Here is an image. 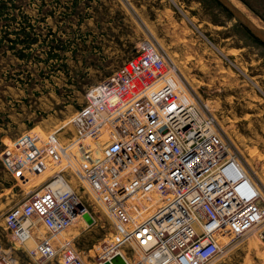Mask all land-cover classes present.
Listing matches in <instances>:
<instances>
[{"label":"rangeland","instance_id":"1","mask_svg":"<svg viewBox=\"0 0 264 264\" xmlns=\"http://www.w3.org/2000/svg\"><path fill=\"white\" fill-rule=\"evenodd\" d=\"M74 2L14 0L0 16V238L19 264L36 263L26 252L31 242H19L6 229V212L56 171L65 173L83 193L74 171L90 170L102 159L106 145L131 132L106 125L78 140L71 117L86 104L88 88L120 69L145 40L164 50L169 76L187 91L186 99L201 97L209 103L221 132L232 140L264 191V45L219 0ZM254 4L263 17L242 8L264 28V0ZM22 26L34 38L31 47L10 40ZM22 49L30 53L28 61L19 57ZM50 51L60 55L48 58ZM152 189H139L126 200L128 208L143 211L149 204L139 200L155 198ZM85 198L96 222L78 219L60 237L74 238L86 262L98 264L104 246L117 242L123 231L105 204ZM254 228L237 238L227 234L223 252L207 264H264L262 226ZM39 231L47 234L42 225ZM121 249L130 261H139L137 248Z\"/></svg>","mask_w":264,"mask_h":264},{"label":"built area","instance_id":"2","mask_svg":"<svg viewBox=\"0 0 264 264\" xmlns=\"http://www.w3.org/2000/svg\"><path fill=\"white\" fill-rule=\"evenodd\" d=\"M168 66L164 50L145 40L120 69L88 88L86 104L70 121L78 140L106 125L131 133L106 145L90 170L74 171L83 193L57 171L6 212V229L19 242H31L26 252L34 263L88 264L74 238L60 237L76 220L87 221L86 212L94 216L85 195L105 204L116 221L129 209L126 200L146 185L161 201L104 246L98 264L111 261L113 246L126 245L137 248L145 264H207L223 252L227 234L237 238L262 226L264 235V191L209 103L186 99ZM123 257L128 264L127 252ZM0 264H19L1 238Z\"/></svg>","mask_w":264,"mask_h":264},{"label":"bare ground","instance_id":"3","mask_svg":"<svg viewBox=\"0 0 264 264\" xmlns=\"http://www.w3.org/2000/svg\"><path fill=\"white\" fill-rule=\"evenodd\" d=\"M231 2L236 6V7H238L239 9H241L256 25H258V26H260V27H262V25H260V23H259V21L257 20V19H255L254 17H252V15H250L246 10H244L242 7V4L241 3H239L237 0H231ZM54 128V127H53ZM55 129V128H54ZM31 133V132H30ZM39 142V141H38ZM40 144V143H39ZM31 145V144H30ZM53 147V146H52ZM57 147V146H56ZM51 149H53V148H51ZM255 152V151H254ZM261 157V156H260ZM98 158H100V157H98ZM97 158V159H98ZM63 160V159H62ZM64 161V160H63ZM62 162V161H61ZM59 164H60V162H59ZM47 167L48 166H50V165H46ZM63 166V165H62ZM40 167H42V166H40ZM52 167V166H51ZM54 167V166H53ZM53 167H52V169H53ZM57 167V166H56ZM48 168H50V167H48ZM59 168H61V167H59ZM51 169V168H50ZM42 170V169H41ZM45 170V169H44ZM44 170H43V172H44ZM47 170V169H46ZM48 171V170H47ZM43 172L41 171V175H43ZM52 172V171H51ZM57 172V171H56ZM30 173V172H29ZM45 173H48V172H46L45 171ZM44 173V174H45ZM55 173V172H54ZM53 173V174H54ZM31 174V173H30ZM33 174H36L35 172L33 173ZM52 174V175H53ZM39 175H40V173H39ZM39 176V177H42V176ZM47 175V174H46ZM38 176V175H37ZM44 176V175H43ZM28 177V176H27ZM45 177V176H44ZM32 178H33V176H32ZM35 178V177H34ZM24 179V178H23ZM25 179H27V178H25ZM39 180H41V178H39ZM33 181H34V179H33ZM43 181V180H42ZM29 182V181H28ZM32 183V182H31ZM31 183H29V184H31ZM34 184V183H33ZM37 187H38V184L36 185ZM41 186V185H40ZM32 187V186H31ZM33 188V187H32ZM143 189H144V187H143ZM155 189V188H154ZM154 189H152V190H154ZM151 190V191H152ZM146 191H149V190H146ZM145 192V191H144ZM150 192V191H149ZM140 193H142V191L140 190ZM145 194V193H144ZM152 194H154V193H152ZM144 196V195H143ZM134 197V196H133ZM131 198V197H130ZM135 198V197H134ZM133 198V199H134ZM138 198V197H137ZM143 198V197H142ZM140 199V198H139ZM138 199V200H139ZM143 200V201H142ZM130 201V200H129ZM128 201V202H129ZM140 201V203L142 204V202L143 203H147V204H149V206L147 205V206H145V208H143V211L142 210H140V209H138L139 211H135V209H133L134 208V206H133V208H132V205L130 206V208L127 210V212H126V214H123V216H120V218L119 219H116V224L117 225H119V227H120V229H121V232L123 231V232H125V231H127V230H129V229H131L132 227H133V224L137 221V220H139L140 218H142V217H144V215L146 216L147 215V213H149V211H150V209H151V207H152V204L155 202V204H158L160 201H161V198H160V196L159 195H157V196H155V198L154 197H151V199L148 197H145V199H141V200H139ZM142 201V202H141ZM149 202V203H148ZM127 203V202H126ZM129 203H131V202H129ZM136 204V203H135ZM145 205V204H144ZM127 206V208H128V205H126ZM106 209V208H105ZM108 210V209H107ZM153 209H151V211H152ZM124 211V210H123ZM150 211V212H151ZM108 213V212H107ZM141 221V220H140ZM82 222H84V220H82ZM86 223H87V221H85ZM89 223V222H88ZM72 226V225H71ZM78 226H80V225H78ZM72 228V227H71ZM75 228H76V226H75ZM74 228V229H75ZM78 229V228H77ZM255 229V228H254ZM72 230V229H71ZM254 232V231H253ZM75 233H78V232H75ZM69 234V233H68ZM74 234V233H73ZM123 234V233H122ZM75 235V234H74ZM67 236H69V235H67ZM70 237V236H69ZM114 248H113V253H115L113 256H115V255H122V256H126V252L123 250V249H121V247L120 248H118V247H115V246H113ZM128 260V264H145V262H143V261H136V262H132V261H130V258H128L127 259ZM102 264H113L111 261H108V262H105V261H103L102 262Z\"/></svg>","mask_w":264,"mask_h":264},{"label":"water","instance_id":"4","mask_svg":"<svg viewBox=\"0 0 264 264\" xmlns=\"http://www.w3.org/2000/svg\"><path fill=\"white\" fill-rule=\"evenodd\" d=\"M220 3L243 25V27L252 36L258 39L264 45V28L256 25L241 9L236 7L231 0H219ZM85 219L89 223H93L94 219L89 212L84 214ZM108 262V261H106ZM111 262L113 264H126V261L122 255H115Z\"/></svg>","mask_w":264,"mask_h":264},{"label":"trees","instance_id":"5","mask_svg":"<svg viewBox=\"0 0 264 264\" xmlns=\"http://www.w3.org/2000/svg\"><path fill=\"white\" fill-rule=\"evenodd\" d=\"M13 1L14 0H0V16L4 12H7V8H8L7 3L13 2ZM77 3H78V0H75L74 5H76ZM26 30H27L26 26H22L17 32L18 37L15 39H10L14 41L13 42L14 45L19 43V44H23L24 47H31L32 43L34 42V38ZM3 40L4 38L0 39V46L2 45ZM18 55L19 57L28 61L30 53L22 49V51H19ZM59 55H60L59 52L54 53V51L53 52L50 51L48 58H52L54 56L58 57Z\"/></svg>","mask_w":264,"mask_h":264},{"label":"crops","instance_id":"6","mask_svg":"<svg viewBox=\"0 0 264 264\" xmlns=\"http://www.w3.org/2000/svg\"><path fill=\"white\" fill-rule=\"evenodd\" d=\"M239 3H241L243 6L247 7L249 10L255 12L260 18L263 17V15L259 12L260 10L255 7L254 1L255 0H237Z\"/></svg>","mask_w":264,"mask_h":264}]
</instances>
